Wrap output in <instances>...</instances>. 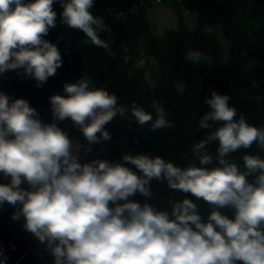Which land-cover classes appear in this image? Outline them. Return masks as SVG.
Listing matches in <instances>:
<instances>
[{
  "label": "clouds",
  "instance_id": "obj_1",
  "mask_svg": "<svg viewBox=\"0 0 264 264\" xmlns=\"http://www.w3.org/2000/svg\"><path fill=\"white\" fill-rule=\"evenodd\" d=\"M56 0H0V74L23 69L42 86L62 66L58 47L44 39L56 26ZM62 22L82 31L87 42L109 49L99 33L106 26L90 9L94 0H59ZM189 50L186 59L199 62ZM253 85L256 81L252 82ZM66 95L49 97L53 122L43 123L26 99L0 92V205H20L13 219L45 243L54 264H264V159L243 156V170L229 154L253 143L264 150V128L247 123L230 106V97L211 91L209 107L197 125L211 130L194 143L199 165L181 168L160 156L123 154L121 162L92 159L81 151L111 140L105 125L119 115L151 131L172 127L163 106L153 101L147 112L130 107L87 76L65 83ZM70 119L87 146L73 141L57 122ZM214 124H219L213 128ZM218 143L216 166L207 145ZM132 165L135 168H130ZM253 180L249 181L248 177ZM190 193L212 206L202 221L188 198L174 201L171 212L131 198H151L150 182ZM26 183L28 188L21 187ZM234 209V216L223 214Z\"/></svg>",
  "mask_w": 264,
  "mask_h": 264
},
{
  "label": "crops",
  "instance_id": "obj_2",
  "mask_svg": "<svg viewBox=\"0 0 264 264\" xmlns=\"http://www.w3.org/2000/svg\"><path fill=\"white\" fill-rule=\"evenodd\" d=\"M114 26L117 44L109 55L102 47L86 43L87 37L75 40L83 76L91 79L93 87L102 88L101 71L106 69V90L116 95L118 104L130 107L135 101L155 118L151 104L156 101L172 123V127L151 131L148 124L139 126L129 113L127 118L117 115L111 121L118 130L131 132L167 155L166 161L186 168L200 166L192 146L211 131L201 132L197 127L209 111L205 103L209 90L230 97L237 119L243 115L248 124L264 128V8L254 0H207L186 19L172 3L142 5L128 16L116 17ZM189 50L202 53L198 63L186 59ZM138 59L147 62L142 73L115 65ZM217 147L215 141L207 145L213 156V165L207 167L216 166ZM246 154L264 159V150L256 143L230 153L229 159L243 170ZM150 187L163 194L157 210L170 213L172 202L188 198L197 205L202 221L212 211L203 199L172 190L166 181L153 179ZM220 211L234 216V209Z\"/></svg>",
  "mask_w": 264,
  "mask_h": 264
},
{
  "label": "water",
  "instance_id": "obj_3",
  "mask_svg": "<svg viewBox=\"0 0 264 264\" xmlns=\"http://www.w3.org/2000/svg\"><path fill=\"white\" fill-rule=\"evenodd\" d=\"M28 2V0H26ZM53 10L57 13L56 26L49 30L44 39L55 44L62 57V66L56 74L40 87L34 78L26 76L23 69L9 70L0 74V92L8 94L12 98L26 99L30 106L39 113L43 123L53 122L49 97L58 94L66 95L63 91L65 83H72V69L68 59L69 48L65 35L64 23L61 19L63 11L59 0L53 4ZM58 126L67 129L69 119L57 122ZM10 178H5L0 173V183H9ZM21 187L28 188L26 183ZM20 205L12 206L5 202L0 205V242L10 249L12 264H54L53 256L45 243H41L31 232L24 227L23 216L13 219V213Z\"/></svg>",
  "mask_w": 264,
  "mask_h": 264
},
{
  "label": "built area",
  "instance_id": "obj_4",
  "mask_svg": "<svg viewBox=\"0 0 264 264\" xmlns=\"http://www.w3.org/2000/svg\"><path fill=\"white\" fill-rule=\"evenodd\" d=\"M207 0H138V3L132 7L127 9L119 10L117 8H108V9H101V10H91L92 14L97 17H101L103 22L106 26L104 31L99 33L100 38L105 40L109 44V49L106 50L103 48L104 53L107 55L110 54L111 50L117 44V37L115 34V26L114 20L118 16H128L132 12H136L139 10V7L142 5H151V6H163L166 3H172L176 5L181 13L182 18H189L193 14V11L196 8L206 5ZM65 28V35L67 40L68 48L71 46V39L69 38V30L70 27L64 24ZM77 31H80L77 29ZM82 32V31H81ZM84 37L86 35L82 32ZM117 67H126L135 72L142 73L147 66V62L144 59H138L131 64H123L118 63L115 64ZM107 70L103 69L101 71V87L106 89L107 88ZM73 141H79L85 146H87V142L83 141L78 138H71ZM92 151L90 153H84L83 150L81 151V160L82 162L91 161L92 159H107L112 162H121V159H114L109 156V146L105 143H102L99 147L93 145ZM152 196L151 198H145L144 196L137 194L136 198L134 199L135 202H139L141 204L147 202L150 205L154 206L158 209L159 204L163 198V194L158 191H154L151 189ZM0 264H12V258L10 255V249H8L3 243L0 242Z\"/></svg>",
  "mask_w": 264,
  "mask_h": 264
},
{
  "label": "trees",
  "instance_id": "obj_5",
  "mask_svg": "<svg viewBox=\"0 0 264 264\" xmlns=\"http://www.w3.org/2000/svg\"><path fill=\"white\" fill-rule=\"evenodd\" d=\"M258 5L264 8V0H254ZM138 3V0H94V6L91 10H101L108 8H117L119 10L127 9L132 7ZM84 37L81 31H77V29L70 28L69 30V38L71 39V46L68 51V59L72 69V83H75L83 76V69L81 64V58L78 49L75 47V40L77 38ZM264 59V54H263ZM264 61V60H263ZM210 90L207 92L210 95ZM105 130L108 131L111 135L110 141H105L101 143L95 144V146L99 147L102 143H105L109 146V156L114 159H121L123 154H131L136 155L139 153H144L151 155L152 157L160 156L162 158L167 157L164 153H162L159 149L148 145L144 140L139 138L138 136L132 134L129 131H120L118 130L111 122L105 125ZM207 129H201V132H205ZM70 138H78L83 141L84 138L82 133L74 127L73 122L69 119V123L66 129ZM87 142V141H86ZM170 158V157H169ZM130 168L134 166L128 165ZM138 194V193H137ZM137 194L131 199L134 200Z\"/></svg>",
  "mask_w": 264,
  "mask_h": 264
},
{
  "label": "rangeland",
  "instance_id": "obj_6",
  "mask_svg": "<svg viewBox=\"0 0 264 264\" xmlns=\"http://www.w3.org/2000/svg\"><path fill=\"white\" fill-rule=\"evenodd\" d=\"M249 179V181H252L253 180V177L251 178H248ZM237 264H241V262H237Z\"/></svg>",
  "mask_w": 264,
  "mask_h": 264
}]
</instances>
